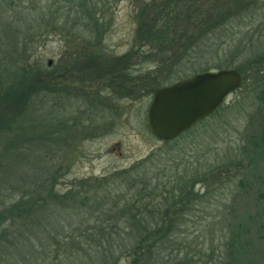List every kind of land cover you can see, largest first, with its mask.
<instances>
[{
    "label": "rangeland",
    "instance_id": "1",
    "mask_svg": "<svg viewBox=\"0 0 264 264\" xmlns=\"http://www.w3.org/2000/svg\"><path fill=\"white\" fill-rule=\"evenodd\" d=\"M213 1L218 3L215 7ZM187 4L202 14L208 11L206 17L214 12L216 19L207 23L204 18L199 24ZM184 12L190 14V23L177 21ZM159 16L168 26L160 33L171 35L169 39L180 28H189L196 38L201 32L197 48L184 56L155 52L156 44L149 43L148 48L147 37L159 33L155 22ZM84 58L100 62L102 82L88 70L93 64ZM73 62L77 67L72 69ZM22 68L31 74L35 68L47 71L40 74L48 86L38 88L32 97L27 94L30 88L21 91L25 92V102L19 105L21 122L8 138L24 140L11 146L0 143V191L6 194V206L22 199L23 190L31 198L28 193L45 180L56 197L74 192L67 201L58 200L59 208H69L67 214L78 213L66 236L72 231L86 235L96 225L107 227L108 207L117 201L116 196L107 198L108 191L97 194L93 182L108 179L110 190L122 188L124 179L116 175L153 155L164 162L149 180L158 195L174 188L168 177L163 178L174 174V164H182L178 173L197 181L192 193L198 195L196 203L191 211H183L179 239L192 249L209 248L205 242L209 224L221 226L213 228L218 233L212 238L215 250L230 221L254 216L256 205L264 210V163L254 168V175H247L248 150L253 141L264 139V0H0V77L8 84L1 89L11 87L12 74ZM223 69L243 70L246 81L204 126L178 145H166L152 134L147 119L151 83L164 87ZM46 126L52 136L46 137ZM9 184L20 191L13 192L11 186L6 190ZM123 187L130 192L126 184ZM93 194L106 196L108 203L99 213L86 209L87 203L80 210L82 200L94 204ZM7 221L5 216L0 219V228ZM261 241L257 247L262 251ZM75 245L70 248L84 257ZM115 264L128 263L122 259Z\"/></svg>",
    "mask_w": 264,
    "mask_h": 264
},
{
    "label": "trees",
    "instance_id": "2",
    "mask_svg": "<svg viewBox=\"0 0 264 264\" xmlns=\"http://www.w3.org/2000/svg\"><path fill=\"white\" fill-rule=\"evenodd\" d=\"M239 1L246 2V0ZM213 3L214 7L218 4L215 1ZM187 5L186 7L189 9H194L192 13H195L194 18L198 20L199 24L204 18V22L207 23L213 21V18L216 19L214 12L206 17L205 14L208 11H203L202 14L197 7ZM187 15L188 13L184 12L181 17H177V21L190 23ZM155 22L159 33H156V36L147 37L148 48L149 43L156 44L158 50H155V52L171 53L173 56H184L195 47L197 48L199 42L195 41L199 40L201 32L196 38L188 32L189 28H180L177 33L172 35V39H169L171 35L167 34L165 36V34L160 33L165 27H168L164 24L165 18L159 16ZM221 23H224V20ZM174 25L172 24V26ZM163 47L167 50L164 51ZM85 62L91 63L90 65L93 64L88 70H92L91 73L98 76L97 81L102 82L100 77L103 68L100 66V62L98 60L91 62L90 59H85ZM71 64L72 69L77 67L75 62ZM49 67V71H51V66ZM118 68L119 65L111 69L112 73L113 70ZM35 69L36 73L32 72V74L23 70V68L20 69L19 74H12L11 77L15 83H12L11 87L7 89H1V87L8 84L3 83V77H0V138L5 137L7 139V142L0 139V143L5 142L7 146L24 140L16 138L11 141L9 140L11 136L8 138L12 127L21 122L22 117L18 116L23 107L19 108V105L25 102V95H23L25 92L21 91L24 88L26 90L30 88L27 94L31 96L36 92H40L38 88L48 86L46 80H43L44 78L40 74L44 70L42 68ZM44 72L49 74L47 71ZM239 72L243 75V80L246 81L244 71L239 69ZM202 73H205V71ZM80 74L81 76H88L86 73ZM186 78L189 77L183 79ZM46 79L51 81L48 77ZM155 84L158 85L155 82L150 84L152 94L161 87ZM18 90L20 93H18ZM219 109L212 116L219 112ZM208 121L203 120L192 130L173 141L165 142V144L178 145L193 130L204 126ZM40 133L42 132L40 131ZM44 133L46 137H49V134L52 136L48 126L44 128ZM26 134L28 133L26 132ZM17 135H20V132L15 136ZM248 152L251 160L247 165V175L252 176L254 175V168L264 163V139L253 141ZM161 160L152 155L130 170L118 173L116 177L119 175L118 177L124 179L121 182L122 188L110 190L108 179L103 180V182L95 180L92 187L96 188V193L101 189L108 191L107 198L116 196L117 201L108 207L110 210L107 212L110 217L105 220L108 222L107 227L96 225L86 235L81 233V235L75 236L76 231H72L69 236H66L67 229L74 218L78 216V213L75 215L67 214L69 208H59L58 200L67 201L74 192L56 197L53 189H50V183L44 180L40 187L36 186L33 189V193H28L31 198L27 199L25 197L27 191L23 190L20 192L21 197L23 196L22 199L18 198L13 204L6 206L3 202L6 194L1 189L0 219H4L5 216L8 225L0 228V264H81L76 258H81L82 264H115V262L122 259H126L128 264H264V248L261 251L257 247L264 239L262 238L264 235V210L259 211L258 205L255 207L257 212L254 216L232 220L225 226V233H223L221 241L218 239L220 244L215 250L216 241L212 238L215 237V233L216 235L218 233L213 228L217 225L220 226L219 222L208 225L209 233L205 237V242L209 243L210 246H207L209 247L207 249L197 250L196 247V251L179 240L180 229L185 219L183 211H191L189 210L190 207L196 203L195 199L198 195L192 197V193L195 192L194 185L197 181H194V176L186 178L185 174L178 173L177 169L182 164H174L175 167L172 169L174 174L163 175V178L168 177L169 184H173L174 188L168 189L164 194L165 196L158 195L155 187H149V180L151 174L158 170V166L164 163ZM185 170L187 171L188 168L186 167ZM158 178H161V176ZM55 181L56 179H53V183ZM245 181L248 180L245 179ZM37 184L38 182L34 183V186ZM123 184L128 186L126 189H129L130 192L125 193ZM10 186L13 192L19 189L16 184H9L4 188L7 190ZM52 186L54 185L52 184ZM97 196L93 194L94 204L88 202V199L82 200L80 203L83 204L79 205L80 210L84 211L87 203L86 209L93 210V213H99L108 202L105 200L106 196L101 198ZM153 199H156V201ZM35 204H39V206L33 209L32 206ZM167 204L169 206H166ZM28 205L30 208L26 209ZM80 210L78 209L79 212ZM83 239H86V244L82 243ZM73 242L76 243L74 247H78L84 257H81L77 250L70 248V244ZM194 244H196V240L191 242V245ZM180 248L185 249L180 250ZM257 253H261V255ZM260 256H262L261 260H259Z\"/></svg>",
    "mask_w": 264,
    "mask_h": 264
},
{
    "label": "water",
    "instance_id": "3",
    "mask_svg": "<svg viewBox=\"0 0 264 264\" xmlns=\"http://www.w3.org/2000/svg\"><path fill=\"white\" fill-rule=\"evenodd\" d=\"M243 81L238 70L223 69L196 74L156 90L148 110L151 132L162 142L179 138L214 114Z\"/></svg>",
    "mask_w": 264,
    "mask_h": 264
}]
</instances>
